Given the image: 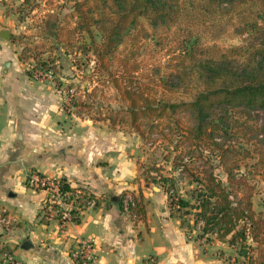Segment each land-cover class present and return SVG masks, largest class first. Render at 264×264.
Segmentation results:
<instances>
[{"label":"trees","instance_id":"trees-1","mask_svg":"<svg viewBox=\"0 0 264 264\" xmlns=\"http://www.w3.org/2000/svg\"><path fill=\"white\" fill-rule=\"evenodd\" d=\"M40 1L53 3L29 31L11 35L19 57L35 62L30 73L38 76L34 70L43 67L58 71L53 64L61 55L91 50L94 84L76 89L65 109L135 131L143 145L157 141L153 132L162 135L159 146H171L180 156V162L178 155L173 158L176 172L196 183L192 202L173 196L170 188L172 212L192 213L200 230L196 238L240 241L238 253L251 260L248 264H264V216L252 204L256 185L264 188V0H21L17 19H26ZM140 19L150 29L135 28L136 34L149 42L154 38L160 49L170 36L174 46L168 59L144 64L138 73V52L120 50L127 37H136L126 33ZM242 35L244 43H217ZM77 66L82 67L79 59ZM152 86L179 95L158 97ZM97 98L99 113L91 110ZM255 112L261 113L260 122ZM59 189L72 190L62 177ZM137 210L143 211L139 201ZM253 246L260 247L259 255L249 254Z\"/></svg>","mask_w":264,"mask_h":264},{"label":"crops","instance_id":"crops-1","mask_svg":"<svg viewBox=\"0 0 264 264\" xmlns=\"http://www.w3.org/2000/svg\"><path fill=\"white\" fill-rule=\"evenodd\" d=\"M9 18L0 0V33L10 36L0 35V262L11 255L25 264H80L72 252L88 239V264H248L226 260L237 248L227 237L196 238L190 218L172 212L167 192L144 177L147 150L137 132L65 109L53 83L30 73ZM31 170L65 178L72 194L96 201L75 196L74 219L61 224L47 214L48 192L27 184ZM124 192L137 196V217L121 210Z\"/></svg>","mask_w":264,"mask_h":264},{"label":"rangeland","instance_id":"rangeland-1","mask_svg":"<svg viewBox=\"0 0 264 264\" xmlns=\"http://www.w3.org/2000/svg\"><path fill=\"white\" fill-rule=\"evenodd\" d=\"M3 2L5 3L7 15H9L10 17L8 20L9 27H10L9 29L11 30V34H14L15 36L19 32L29 31L27 30V26L31 24L32 22L37 21L40 17H42L44 13L47 11L46 9L50 7V5L53 3L49 1H40L39 6L35 8L34 12L28 15L27 18L24 19L23 21H20L16 18L17 15L15 13V9H16V6L20 4L21 0H3ZM69 3L71 2L69 1ZM66 7L69 9V6L66 5L65 10H66ZM65 10L63 9V11ZM135 28L137 30L139 29L140 31H143V29L145 28L149 30L150 27L147 25V23L144 20L140 19L137 26L134 25V27L131 28L126 33V34L129 33L128 34L129 36L134 34L136 35V37H127L124 47H121L120 54H127L135 50L138 52V56H136L137 57L136 62H137V65H139V68H134L135 71H137L138 73L141 72L144 69V64L156 63L158 61H164V59H168V57L170 56L169 51H171L172 47L174 46V43H172L173 41L170 39V36L163 38L164 48L160 49L158 48L159 45L155 43L154 38H150L152 42H149L146 38H143L141 35L136 34L138 31H135ZM158 32H162V30H159ZM84 37H85L84 39L85 41L83 42H85V44L82 45V48H86V46L89 43L88 41L89 39L86 38L87 37L86 33H84ZM243 37H244L243 35L240 37L239 36H235V37L228 36L227 38H222V39L217 40V43H219L222 46H225L227 43H244L245 39ZM96 39H99V35L97 32H96ZM83 42L81 40L80 43H83ZM78 59L81 61V65H82V67H80L81 69L77 66ZM34 63L35 62L32 60L31 63L28 64L29 67L34 69L35 68ZM54 63L55 64L53 63L51 64H53L54 67L58 69V71L53 72L48 67L38 68V69H35L34 71L38 73V77L48 78L51 81V83H53V86L55 87V90L59 92L57 94L59 97L62 98V101H69L70 95H72L73 93L74 94L78 93L76 92V89L80 87L86 88L87 86L91 87L94 84L93 76L91 75V70H92V67L94 66V55L91 50L89 51L87 50L85 53H78L76 55H72V54L61 55L60 59L54 61ZM83 63L86 64V67L85 66L83 67ZM58 82H60V85H58ZM69 83L73 85H68ZM152 88H153V91L151 92L157 93L158 97L159 95H162L163 97L164 96L173 97L174 95H179V94H172L171 92H167L165 90H159V89L155 92L154 89L158 88L157 86H152ZM71 109H73V107H71ZM97 109H99V99L98 98H97V101H95V104L93 105L91 110H93L95 113H99ZM234 115L235 117L238 116L240 119L242 117L239 111L235 112ZM253 118L256 120H259L260 122L261 113L259 112L257 114L255 112L253 114ZM250 123H252V120ZM151 136L157 138V141H155V143L153 144L149 143V144L143 145L147 150L144 155L145 164L143 165L144 170H145L144 171L145 179L149 180L151 184L153 185H161L163 190H165L168 195L170 194L169 191H170V188L172 187L173 196L181 195L182 197L189 199L191 202L194 201V198L191 196V191L194 187H196V183L188 180L186 177H184V174L182 173L175 174V171L177 169L175 165H173V158L176 155H178L177 161L180 162V156L178 152L176 153V151H173L171 146L168 148H162V146H159V143H161V137H162V135H160L159 133L156 134L155 132H153ZM233 155L235 158H238L241 161H246V163L253 162V159L246 160L245 158H242V156L239 153H234ZM212 159H213V156H212ZM149 161L152 162L151 165L148 164ZM183 162H186L189 165H191V163L187 159L186 160L184 159ZM160 173L163 176L170 177L172 175L173 177L175 176V178L172 177L173 178L172 180H169L166 182V181H163V179L160 176ZM221 173L219 174V176L221 175ZM258 185L259 186L256 185V190H255L256 192L252 196V204H253L255 211L258 214L264 216V188L261 187L262 186L261 184H258ZM186 217L190 218V220L187 221L186 224L190 226L191 228L193 226V233H194L193 236L195 235L196 237L197 233L200 230L197 225L195 226L192 224L193 223L191 220L193 219L192 213L190 214V216L187 215ZM212 239L210 237L209 241H211ZM201 240L206 241L204 238H202ZM262 243H264V232H263V240L261 242V246H262ZM235 245L237 248H235V250L230 252L226 260L227 261H251L249 258L244 257L240 255L239 253H237V251H239V248H240V241H237ZM245 248L249 250V248L247 247ZM253 248L254 246L252 247L251 252L249 254H252L254 256L259 255L260 247H259V250H256V251Z\"/></svg>","mask_w":264,"mask_h":264},{"label":"built area","instance_id":"built-area-1","mask_svg":"<svg viewBox=\"0 0 264 264\" xmlns=\"http://www.w3.org/2000/svg\"><path fill=\"white\" fill-rule=\"evenodd\" d=\"M27 184L33 188L43 189L48 192L47 214L49 216H56L60 219L61 224L74 219L75 213L72 211L74 197H82L81 191L75 190L73 194L69 191L62 192L59 189V178L47 176L37 171H29L27 175ZM75 197V198H76ZM96 201L92 195H86L82 198V203L94 204ZM137 196L132 192H124L120 205L121 210L129 213L133 217H137L139 211L137 210ZM93 241L84 239L81 240L78 247L72 252V256L80 262V264H88L93 260ZM0 264H25L19 259L8 255ZM144 264H153V261H146Z\"/></svg>","mask_w":264,"mask_h":264},{"label":"water","instance_id":"water-1","mask_svg":"<svg viewBox=\"0 0 264 264\" xmlns=\"http://www.w3.org/2000/svg\"><path fill=\"white\" fill-rule=\"evenodd\" d=\"M0 35H1L2 37L9 38V37H10V36H9V30L6 29V28H2V29H1V33H0Z\"/></svg>","mask_w":264,"mask_h":264}]
</instances>
